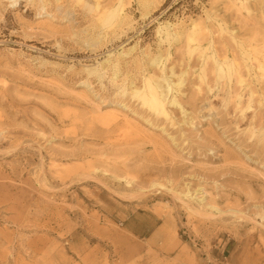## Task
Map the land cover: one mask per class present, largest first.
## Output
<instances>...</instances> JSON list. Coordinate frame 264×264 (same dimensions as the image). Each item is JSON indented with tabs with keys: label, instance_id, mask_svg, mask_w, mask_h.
<instances>
[{
	"label": "rangeland",
	"instance_id": "1",
	"mask_svg": "<svg viewBox=\"0 0 264 264\" xmlns=\"http://www.w3.org/2000/svg\"><path fill=\"white\" fill-rule=\"evenodd\" d=\"M0 264H264V0H0Z\"/></svg>",
	"mask_w": 264,
	"mask_h": 264
},
{
	"label": "bare ground",
	"instance_id": "2",
	"mask_svg": "<svg viewBox=\"0 0 264 264\" xmlns=\"http://www.w3.org/2000/svg\"><path fill=\"white\" fill-rule=\"evenodd\" d=\"M100 12V11H99ZM115 12L113 11V12H111V13H109L108 15L106 14V16H107V18H109L110 16H111V18H114V16H115ZM191 29H192V27H191ZM176 35V34H175ZM177 38V37H176ZM178 38H179V36H178ZM238 56V55H237ZM224 58H226V56H224ZM222 60V59H221ZM225 60V59H224ZM227 60V59H226ZM161 61V60H160ZM223 61V60H222ZM223 62H225V61H223ZM257 63V62H256ZM230 64V63H229ZM216 65L219 67L220 65H219V63H217L216 62ZM223 66V65H222ZM222 66H220L219 67V69L220 68H222ZM261 66V63H259V67ZM228 68H230L231 66L230 65H228L227 66ZM258 67V69L260 70V68ZM229 71V69H227V71L226 70H221V74L222 73H226V72H228ZM228 74V73H227ZM239 74V73H238ZM241 78V77H240ZM145 81V80H144ZM168 83V82H167ZM240 83V82H239ZM168 85H169V83H168ZM181 85V83H179V84H173V85H171L170 86V89L168 90V91H170L171 90V92H172V90H174L175 88L177 89V87H179ZM157 85H149V93H148V95H147V97H145L144 98V100H143V103L146 105V106H148L150 109H152V110H154L155 112H157L158 114H160V115H164V116H166L167 115V111H166V107H165V103H164V99H163V97H162V94H161V92H160V90H159V86H157ZM166 86V85H165ZM181 87V86H180ZM161 88V87H160ZM138 90V89H137ZM166 90V89H165ZM167 91V92H168ZM134 94L135 95H139L140 96V92H134ZM163 94H164V92H163ZM166 96H168L167 94H166ZM172 104L173 105H178V103H177V101H176V99H175V97H173L172 99ZM168 104V103H167ZM254 107V106H253ZM167 117H168V115H167ZM114 178V177H113ZM188 193V192H187ZM185 194H186V192H185ZM196 198V197H195ZM210 209V208H209ZM213 210V209H212ZM227 213V212H226Z\"/></svg>",
	"mask_w": 264,
	"mask_h": 264
},
{
	"label": "crops",
	"instance_id": "3",
	"mask_svg": "<svg viewBox=\"0 0 264 264\" xmlns=\"http://www.w3.org/2000/svg\"><path fill=\"white\" fill-rule=\"evenodd\" d=\"M154 230H143V231H137L134 233H131L133 236L138 237V239H143V240H147L151 237V235L153 234Z\"/></svg>",
	"mask_w": 264,
	"mask_h": 264
}]
</instances>
